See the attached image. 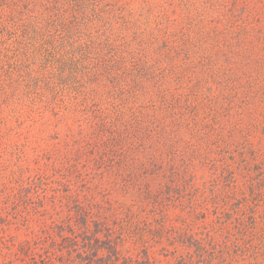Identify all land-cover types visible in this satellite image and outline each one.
Listing matches in <instances>:
<instances>
[{"label":"trees","instance_id":"trees-1","mask_svg":"<svg viewBox=\"0 0 264 264\" xmlns=\"http://www.w3.org/2000/svg\"><path fill=\"white\" fill-rule=\"evenodd\" d=\"M104 2L0 0V55L26 95L18 101L53 108L73 155L56 180L20 189L17 221L42 226L16 250L0 247V264H152L155 246L173 264H264L262 175L251 179L260 217L225 209L231 193L200 190L187 170L194 149L234 148L247 166L249 133L264 142V0H179L180 22ZM84 157L97 183L112 185L101 200L80 177L71 191ZM16 197L0 184V200ZM177 209L202 225L170 223Z\"/></svg>","mask_w":264,"mask_h":264},{"label":"rangeland","instance_id":"rangeland-1","mask_svg":"<svg viewBox=\"0 0 264 264\" xmlns=\"http://www.w3.org/2000/svg\"><path fill=\"white\" fill-rule=\"evenodd\" d=\"M104 1L107 5L126 7L134 14L133 19L144 14L145 17L159 15V17H167L169 20L180 22L183 16L179 0ZM232 1L227 0V7L230 8ZM248 1H251L255 8H259L262 6L261 1L263 0ZM241 6L242 3L238 4L239 8ZM213 24L218 25L219 23L215 20ZM0 68V184L7 189V193L14 189L17 194L16 199L9 202L4 201V199L0 200V247H12L13 250H16L19 241L31 240L42 226L39 222H32L29 224L30 229L26 230L17 221V205L22 204V195H26V192H20V189H28L31 180L39 176L52 177L53 180H56L57 176H54L52 170L59 166L58 161L62 157L67 159L73 155L69 154V146L68 144L66 146L64 142L66 141L65 130L62 126L54 128L58 120L55 118L56 112L53 111V108L47 109L45 107L44 109L41 105H35L38 103L19 102L18 99L26 95L21 92L20 87H17V75L10 71L4 55H0ZM71 102L74 103V101ZM245 120L247 121V119ZM251 122L252 119H248V123ZM253 132L249 133L250 141L244 151L250 165L241 166V154L234 148L220 154H206L204 148H197L189 156L191 162L187 170L193 174V183L200 190H203L205 185V188L211 187L214 191L231 193L230 197L233 199L225 204V209L234 208L231 204L242 210L249 207L258 213L257 216L262 217L263 206H256V204H260L258 202L261 199V191L251 179L261 174L262 182H264V142L261 144L259 141L261 137L263 138L262 134L259 133L261 132L260 129ZM204 156L207 160L205 164H202ZM75 158H77L76 155ZM79 160L80 158L76 162ZM91 167L86 163L85 157L82 158L81 164H78L77 174L72 175L69 185L71 191L75 193L76 190H80L79 185L89 181L86 184L94 190L88 193L87 197L101 200L99 195L112 191V185L109 183L98 184V177L91 172ZM183 171L185 169L181 167L179 172ZM64 174L66 171L63 169L62 175ZM78 178L80 179L79 185L77 184ZM91 179L94 180L93 183ZM34 183L40 186V181L35 180ZM45 189L50 194V188ZM251 191L254 193L253 195ZM32 193L30 192L29 197L32 196ZM32 197L34 198V196ZM210 202L208 200L209 207L204 208L208 209L204 214L206 222L214 224V206ZM221 205L225 206L224 204ZM179 211L180 209L168 210L167 220L177 226L184 223L190 225L193 231L202 225L200 220L184 215ZM54 218L56 219V217ZM138 252L132 250L129 254L135 255ZM160 253L158 246L149 250L152 264H173V259L164 258Z\"/></svg>","mask_w":264,"mask_h":264}]
</instances>
